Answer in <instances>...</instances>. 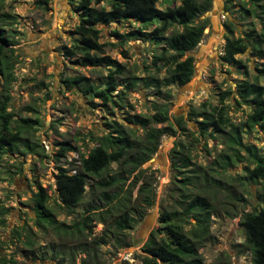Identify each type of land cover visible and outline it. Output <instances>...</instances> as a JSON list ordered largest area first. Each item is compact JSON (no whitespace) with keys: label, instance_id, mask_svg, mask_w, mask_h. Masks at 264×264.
Wrapping results in <instances>:
<instances>
[{"label":"rangeland","instance_id":"374dc122","mask_svg":"<svg viewBox=\"0 0 264 264\" xmlns=\"http://www.w3.org/2000/svg\"><path fill=\"white\" fill-rule=\"evenodd\" d=\"M76 1L0 0V11L14 15L10 25L16 31L14 37L17 39L13 45L16 59L7 85L11 124H20V118L36 119V122H21L25 132L30 125L28 134L36 142V153L3 154L0 159V264H141L143 252L140 246L158 224L160 208H168L176 217H182L187 227L193 222L192 213L196 212L195 207L184 211L182 205L175 203L179 173L171 170L167 151L176 139L188 147L192 163L199 167L194 172H184L193 180L187 191L207 196L213 209L208 239L198 249L204 264H250V253L243 244L239 219L244 212L262 206L264 177L248 179L244 166L252 167L253 157H259L264 164V132L258 126L242 127L249 107L236 105L233 93L223 103L230 121L241 129V144H254L249 151L253 157L240 145H233L238 151L231 150L226 133H216L213 137L199 135L195 131V122L187 115L191 108H209L218 104L216 92L230 87L234 89L235 81L252 80L257 75L254 65L259 66L264 61L255 54L259 49L264 57V42L258 37L264 21V10L258 5L264 0H211L209 9L195 19H204L207 26L191 51L193 75L186 85H169L171 97L168 101L144 88L140 80L148 74L163 75L164 69L159 62L156 65L151 62L153 54L160 51V45L152 38L146 41L129 34L137 25L130 18L99 24L98 41L106 43L103 53L123 64L120 77L136 78L135 86L125 90L123 106L107 104L110 110L99 105L97 100L84 96L76 87H66L62 82L64 77L85 76L100 87L106 74L103 66L85 65L77 56L65 57L61 53V46L70 44L74 37L71 30L78 22L74 9ZM179 1L156 0L155 5L164 8ZM97 5L108 7L105 0ZM242 6L248 13L243 12ZM228 20L233 37H243L244 32L251 30L250 43L256 48L253 50L248 46L244 54L235 56L243 63L239 68L234 64L222 65L218 58L223 37L228 34L225 28ZM177 28L169 26L160 33L165 35ZM257 81L264 85L263 76L257 75ZM1 83L0 78V90ZM113 93H117L116 90ZM153 102H165L169 121L174 122V118L181 115L189 130L184 131L185 136L176 132L174 136L160 138L159 148L164 145V163L161 164L157 151L153 163L142 164L145 174L151 177L153 203L149 207L142 206L141 218L128 232L129 246L118 247L107 238L113 217L109 213L92 217L86 226L79 223L83 216L102 211L108 205H112L115 211L116 198L102 205L98 194L92 193L88 186L74 207H64L56 197V165H70L63 156L55 160L53 143L66 139L81 152L94 143L87 137L89 131L94 135L105 133L111 120L125 125L123 116L126 113L150 114ZM140 131L137 128L135 134ZM228 160L233 161L232 165ZM193 164L191 169L196 168ZM203 174H206L205 180ZM131 176L124 181L122 189L127 187ZM91 182L93 180L89 178L87 183ZM36 185L46 189L49 217H40L35 212L32 193ZM93 205L96 208L90 209ZM151 216L149 228L142 232V222Z\"/></svg>","mask_w":264,"mask_h":264},{"label":"trees","instance_id":"16d2710c","mask_svg":"<svg viewBox=\"0 0 264 264\" xmlns=\"http://www.w3.org/2000/svg\"><path fill=\"white\" fill-rule=\"evenodd\" d=\"M102 1L104 0L76 1L74 9L78 15V22L71 30L74 37L70 44L61 46V53L65 57L77 56L85 65L105 67L104 81L98 87L85 76H68L62 79L64 86L76 87L84 96L97 100L99 105L107 106L109 110L111 107L107 104L114 107L123 106L125 90L135 86L136 78L134 76L120 77L124 66L103 53L106 43L98 41L100 30L98 25L130 18L137 25L129 34L138 35L146 41L152 38L154 43L160 45V51L153 54L151 62L154 65L159 62L164 69L161 77L148 74L140 78L141 85L151 89L152 93L161 100L168 101L171 97L169 85H184L193 75L194 64L191 51L200 41L204 34L203 30L207 26L204 19L197 21L195 19L209 9L211 0H180L178 4L164 8H158L155 5L156 0H105L108 7L97 5ZM258 6L264 10V3ZM240 8L244 13H248L243 6ZM13 19L14 15L0 11V78L2 79L0 159L3 154L36 153V142L30 139L28 134L30 125H27L25 132L24 124H22L36 122V119L32 121L28 117L20 118V124H11L12 115L7 110L10 100L7 85L11 80L16 59L13 48V45L17 43L14 37L16 31L10 25ZM7 21L10 23L7 24ZM169 26L178 28L165 35L160 33ZM225 28L228 34L224 35L218 54L220 63L229 66L234 64L237 68L242 67L243 63L235 56L244 54L248 46L256 50L255 44L250 43L252 31L244 32L243 37H233L229 20ZM258 37L259 41L264 42V21ZM255 54L264 59L259 49ZM254 69L257 75L264 77V61L259 66L254 65ZM257 75H254L252 80L243 78L235 81L234 89L230 87L216 92L218 104L210 105L209 108L189 109L187 117L195 122L197 128L195 131L199 135L207 134L211 137L216 133H226V140L231 150L235 149L233 145H240L250 157H253L254 155L249 151L250 148H254V144H241L239 138L241 129L230 121L223 101L233 93L236 105L245 104L249 107L242 127L250 129L258 126L264 132V85L257 81ZM115 90L117 93H113ZM151 107L150 114L126 113L123 116L125 125L111 120L110 124L107 123L109 129L100 135H94L89 131L87 137L94 141V144L91 147H85L81 152L75 144L66 139L53 143L55 160L71 150L77 151L80 159V164L76 166L73 173H68V167L56 165L54 175L56 197L64 207H74L88 186L92 193L98 194L102 205H107L116 198L115 211L112 205H108L102 211L83 216L79 223L81 226H86L92 217L97 218L104 212L109 213L113 217L109 224L107 238L118 247L129 246L128 232L141 218L142 206L149 207L153 203L151 177L145 174L142 164L156 153L163 135L174 136L176 132L184 135V131L189 130L181 115L175 117L174 122L169 121L165 102H153ZM133 125L135 128L132 127ZM137 128L141 129L139 134H135ZM245 129H243L244 132ZM167 152L171 170L179 173V177L176 178L179 185H175L178 200L175 203L182 205L184 211L195 207L196 212L192 213L193 222L187 227L182 217H176L168 208H160L157 216L158 224L149 232L140 246L143 252L140 263L204 264L198 249L208 239L209 219L213 209L207 196L199 192L187 191L188 185L193 180L191 175L184 172H194L199 168L192 163L188 147L182 140L176 139ZM225 156L229 159L228 155ZM253 159L252 167L244 166L245 176L250 180L264 177V164L259 157H253ZM228 161L232 165L233 161ZM112 163L115 164L114 167ZM191 164L196 168L191 169ZM205 175L203 174V180ZM128 176H131V180L127 187L122 189L121 186ZM89 178L93 182L87 183ZM47 198L46 189L36 185V190L32 193V201L35 212L40 217L51 215L46 206ZM261 204L262 206L258 208L244 212L239 219V225L243 231V244L250 253V264H264V198L261 199ZM91 208H96V205Z\"/></svg>","mask_w":264,"mask_h":264},{"label":"water","instance_id":"95a60500","mask_svg":"<svg viewBox=\"0 0 264 264\" xmlns=\"http://www.w3.org/2000/svg\"><path fill=\"white\" fill-rule=\"evenodd\" d=\"M184 85H186V83L184 84ZM158 154H157V156H158V158L161 160V164L162 163H164V145L161 147V148H159L158 150ZM156 159H155V156H152L151 158H149L146 162H145V164H148V163H153L154 161H155ZM152 219V216L149 218V219H145L143 222H142V224H141V227L143 228V231H142V229H141V231L142 232H145V231H147V229L149 228V226H150V223H151V220Z\"/></svg>","mask_w":264,"mask_h":264},{"label":"built area","instance_id":"2783aa9c","mask_svg":"<svg viewBox=\"0 0 264 264\" xmlns=\"http://www.w3.org/2000/svg\"><path fill=\"white\" fill-rule=\"evenodd\" d=\"M64 159L70 165L68 168L69 173H73L75 171V167L79 164L78 153L74 150L68 151L64 154Z\"/></svg>","mask_w":264,"mask_h":264},{"label":"clouds","instance_id":"9594fccd","mask_svg":"<svg viewBox=\"0 0 264 264\" xmlns=\"http://www.w3.org/2000/svg\"><path fill=\"white\" fill-rule=\"evenodd\" d=\"M93 144H94V143H93ZM93 144H92V145H93ZM92 145H91V146H92ZM91 146H89V147H91ZM76 152H77V151H76ZM156 152H157V151H156ZM77 153H78V152H77ZM78 157H79V155H78ZM79 164H80V159H79ZM79 164H78V165H79ZM68 168H69V167H68ZM75 168H76V167H75ZM68 173H69V172H68Z\"/></svg>","mask_w":264,"mask_h":264}]
</instances>
